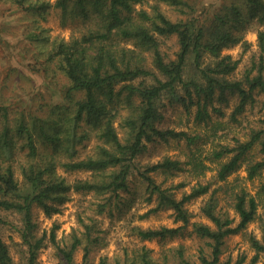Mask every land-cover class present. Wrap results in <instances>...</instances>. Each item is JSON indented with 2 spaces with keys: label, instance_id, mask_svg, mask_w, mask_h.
Masks as SVG:
<instances>
[{
  "label": "trees",
  "instance_id": "1",
  "mask_svg": "<svg viewBox=\"0 0 264 264\" xmlns=\"http://www.w3.org/2000/svg\"><path fill=\"white\" fill-rule=\"evenodd\" d=\"M10 1L39 18L51 8L59 9L63 20L78 19L82 25L68 40L55 38L46 52L37 46L38 52L32 54L36 61L42 59L39 55L44 57L42 70L52 79L59 74L64 77L63 88L56 89L59 102L40 103L38 111L20 108L0 87V264H13L1 233L9 215L19 220L18 231L28 253L26 264H35L42 238H35L34 206L51 215L69 191L110 193L109 201L112 196L119 199V192L129 189L132 176L139 177L145 186L147 200L155 197L156 206L150 211L170 208L175 221L182 223L177 227L134 226L132 231L139 241L176 237L190 225L191 234L204 244L195 259L180 246L166 250L171 254L156 262L152 250L142 245L115 264H231L230 260H221L222 247L228 236L242 232L254 221L256 197L245 188L234 193L235 223L219 204V188L211 190V182L197 181L179 198L174 190L184 187L183 182L174 187L157 182L158 175L167 177L177 171L204 175L209 167L200 155L192 153L184 161L165 157L142 166L137 159L150 143L173 140L191 147L200 141L201 135L158 126L164 118L165 99L169 105L179 104L188 112L195 106V121L207 123L213 112L223 116L214 103L222 105L228 95H235L238 103L230 114L235 123L245 104L253 103L254 92L264 94L263 30H257L258 55L240 78L234 76L239 60L222 55L223 49L238 44L247 48L245 27L252 23L264 26V0H243L249 9L247 19L240 6L230 3L222 4L208 18L177 21L168 18L160 4L178 8L184 5L183 0H154L150 5L145 0H56L53 4L45 0ZM144 4L148 8L142 7ZM170 37H175L178 45L174 58L161 50L163 41ZM32 41L37 44L42 38L34 34ZM15 88L17 91V85ZM37 96L39 101L43 99ZM91 140L95 145L81 157V148ZM255 146L264 154V128L251 129L246 140L235 139L232 146L220 145L211 150L205 159L218 164L215 181H225L238 170ZM263 170L264 160H250L247 179H254ZM72 172H87L89 176L70 182L65 175ZM259 193L264 194V183ZM206 194L201 212L212 225L191 222L186 203ZM80 222L84 233L73 236L61 250L65 264H73L83 241L86 257L90 246L101 240L93 234L96 229L92 221ZM250 241L255 262L264 253V237L258 240L251 236ZM98 264H107L106 259Z\"/></svg>",
  "mask_w": 264,
  "mask_h": 264
},
{
  "label": "rangeland",
  "instance_id": "2",
  "mask_svg": "<svg viewBox=\"0 0 264 264\" xmlns=\"http://www.w3.org/2000/svg\"><path fill=\"white\" fill-rule=\"evenodd\" d=\"M45 1L53 4L56 0ZM145 1L148 5L154 3V0ZM183 2L184 5L178 8L161 3L160 8L168 18L177 21L196 16H207L208 18L222 4L234 3L242 8L244 18H248L249 9L243 0H183ZM147 4L142 7L148 8ZM136 6L140 7L138 4ZM61 16L59 9L51 8L44 18L35 17L33 13L14 6L10 0H0V87L3 88L7 97H12L11 102L19 105L20 108L31 107L33 111H38L40 103L60 101L56 89L62 87L64 77L59 74L52 79L50 73L42 70L41 63H45L44 57L39 55L42 59L36 61L32 54L38 52L37 46L46 52V49L50 48L49 43L55 38L68 40L75 32L74 30L82 25L78 19L63 20ZM244 30L246 49L238 44L222 51V55H230L233 59L239 60L237 70L234 72L236 78L241 77L243 71L250 66L254 56L258 55L257 30L264 31V26L252 23ZM34 34L42 38L40 43H33ZM162 44L161 50L169 58H174L178 50L176 38H166ZM37 94L43 98L41 101ZM163 102L165 104L164 118L158 126L162 129L186 131L190 135H201L200 141L191 147L186 146L185 142L173 140L168 143H150L146 151L137 159L138 165L152 164L165 157L184 161L192 153L196 156L200 155L209 167L204 175L196 177L193 172L177 171L167 177L162 174L158 175L157 182H163V187H174L183 182L184 187L174 190L177 198L183 192H188L197 181L211 182V190L219 188L216 192L219 204L231 218H234L235 223L238 217L232 206L233 195L240 188H245L256 197L258 202L256 217L242 232L232 234L225 239L221 260H230L231 264L239 260H242L241 264H264V253H260L256 261H253L256 253L250 241L251 236L258 240L264 237V194H258L260 186L264 183V170L254 179H247L248 162L264 160V154L259 152L257 146L252 148L239 169L228 176L225 181H215L214 176L218 164L205 159L211 150L217 149L220 145L232 146L235 139L246 140L251 129L264 128V123H262L264 94L254 92L253 103L245 104L243 112L236 117L237 122L235 123L230 119V114L238 103L235 95H228L222 105L215 102L214 106L222 110L223 116L213 112L210 122L207 123L195 121V106H192L188 112L179 104L169 105L166 99ZM119 135H122L121 131ZM94 145L95 140L87 143L84 148H81L80 156H86ZM65 176L71 182L75 178H86L89 173L72 172ZM129 180V189L119 192V199L112 196L113 200L109 201L110 193L96 195L94 192L69 191L67 199L56 205L57 212L51 215H46L40 207L34 206L32 217L37 225L35 238H42V245L37 251L35 264H65L61 259V250L69 244L73 236H81L84 233L85 227L80 220L88 224L92 221L96 229L93 234L99 235L101 240L90 246L86 257H84L83 250L86 242L83 241L74 254L73 264H98L102 258L106 259L107 264H115L118 259L130 257L132 251L142 245L152 250V257L156 262H160L165 254H171V252H165L166 250L180 246L185 248L188 256L195 259L198 248L204 243L200 238L191 234L190 225H187L176 237L164 240L154 239L141 242L135 237L132 231L134 226L141 228L177 227L182 223L175 221L173 210L170 208L150 211L156 206L155 197L152 201L147 200L149 195L145 191V186L140 183L139 177L132 176ZM207 197L208 194L186 203L185 206L191 214V222L212 225L201 212ZM102 204L107 205L102 207ZM142 216L145 217L142 218ZM7 220L1 233L8 246L13 264H26L28 253L18 231L19 220L14 215H9Z\"/></svg>",
  "mask_w": 264,
  "mask_h": 264
}]
</instances>
